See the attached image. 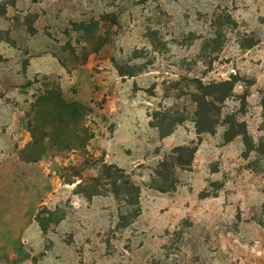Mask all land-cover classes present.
Segmentation results:
<instances>
[{
  "label": "rangeland",
  "instance_id": "obj_1",
  "mask_svg": "<svg viewBox=\"0 0 264 264\" xmlns=\"http://www.w3.org/2000/svg\"><path fill=\"white\" fill-rule=\"evenodd\" d=\"M47 91L83 112L36 114ZM263 96L264 0H0V136L19 147L0 162V264H264V154L224 142L231 118L264 145ZM97 181L107 217L72 211Z\"/></svg>",
  "mask_w": 264,
  "mask_h": 264
},
{
  "label": "trees",
  "instance_id": "obj_2",
  "mask_svg": "<svg viewBox=\"0 0 264 264\" xmlns=\"http://www.w3.org/2000/svg\"><path fill=\"white\" fill-rule=\"evenodd\" d=\"M224 87L230 88V84L226 83V84H224ZM228 92L230 93L231 91H228ZM225 96L227 97L228 95H225ZM261 104H262V108L264 110V96H263ZM45 106H47L48 109H50L53 112L66 111L68 113H70V112L82 113L84 110L81 105H78L75 103L65 104L64 102H62L59 94L55 93L54 91H47L43 96H40L36 100V102L34 103L33 110L36 111V114H39V113H41L40 112L41 110H44ZM225 124L228 126V129L224 133V142L225 143H230L236 137L240 136L243 139V143H244V147H245L244 155H248L252 152H256L258 154H264V145L259 144L258 147H254V145L252 144V140L249 138V136L247 134L246 126L244 124H242V123L237 124L231 118H228V120L225 122ZM82 134H83V137L80 140V143L82 145L81 147H83L88 140L87 138H85L86 134L84 133V131ZM44 138L48 139L49 136L45 135ZM84 138H85V140H84ZM31 146L32 147H39V141H37L36 139H33ZM195 152H196L195 147H181V148L174 149L173 155L176 156L174 159V164L180 168L189 167ZM184 157H186L187 159H184ZM38 160L39 159L34 158V159H25L23 161H26L28 163H36ZM171 164L172 163H168V162L160 163L159 168L155 173V176L159 177V176H161L163 171H165L166 169L172 168L173 166ZM104 172H105L103 175L104 180L107 182H109V181L112 182L111 186L115 190L112 194L114 195L116 200L119 197V190L122 189L123 190L122 194L124 195V197L126 199H128L129 196H133V199L136 198V201L133 203H130V205L137 206L138 205L137 200H138V196H139V188L137 186H135L134 184H132L124 176L123 171L118 170L114 166H109V167H105ZM111 172H113V173H111ZM76 176H78V175H76ZM118 182L120 183V185L117 184ZM170 183L172 184V182H170ZM99 186H100V184L97 181V182H95V186L93 187V190H94L93 192H91L90 190H83V191L78 192L76 194H78V195L83 194L85 196V198L90 201L93 197L101 196L100 192L97 191V188ZM171 188H172V185H171ZM138 216H139V214L135 217V219ZM132 224L133 223L131 222V223L125 224L123 226L127 228L128 226H130Z\"/></svg>",
  "mask_w": 264,
  "mask_h": 264
},
{
  "label": "crops",
  "instance_id": "obj_3",
  "mask_svg": "<svg viewBox=\"0 0 264 264\" xmlns=\"http://www.w3.org/2000/svg\"><path fill=\"white\" fill-rule=\"evenodd\" d=\"M34 48H35L34 45L29 47L30 50H33ZM32 62L33 61L30 62V65L28 66V71L26 73V77L28 78L34 76L35 74V69H32L34 68L32 65ZM8 134H10V132L7 130L6 134H2L0 136V138L2 139V141L0 140V162L2 163H6L7 161L13 162L14 160L16 161L19 160L15 152L19 149V147L18 149L15 150L14 141L12 140L14 138L12 136V139H11L10 136L8 137ZM27 166H30V164H27ZM15 180H18V177L16 175H15ZM70 190H72V187H70ZM50 196H52L51 192H50ZM101 202L99 198H94L89 203H84L82 200H79L77 196H74V195L70 196V206L72 208V211H75L76 209L91 211L95 206L96 207L100 206L101 212L103 213V217L106 218L107 216L105 214L109 212V208H111L110 207L111 204L109 203L108 198L103 199V201ZM68 220H69V217H65L60 227H62L63 225H66ZM74 239H76V237H74Z\"/></svg>",
  "mask_w": 264,
  "mask_h": 264
}]
</instances>
